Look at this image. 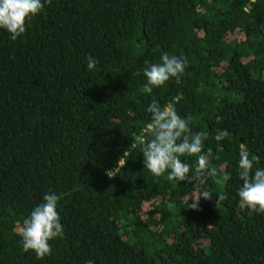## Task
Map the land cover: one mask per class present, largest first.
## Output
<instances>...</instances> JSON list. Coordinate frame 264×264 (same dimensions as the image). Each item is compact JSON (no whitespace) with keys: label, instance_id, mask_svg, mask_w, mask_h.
<instances>
[{"label":"trees","instance_id":"1","mask_svg":"<svg viewBox=\"0 0 264 264\" xmlns=\"http://www.w3.org/2000/svg\"><path fill=\"white\" fill-rule=\"evenodd\" d=\"M28 25L0 29V264H264V213L238 197L241 145L264 168V0H51ZM162 52L185 71L143 93ZM153 98L208 133L220 182L198 209L194 181L144 166ZM197 158L181 157L193 173ZM45 193L64 235L38 259L17 228Z\"/></svg>","mask_w":264,"mask_h":264},{"label":"clouds","instance_id":"2","mask_svg":"<svg viewBox=\"0 0 264 264\" xmlns=\"http://www.w3.org/2000/svg\"><path fill=\"white\" fill-rule=\"evenodd\" d=\"M45 3L51 4V0H0V29L7 30L11 34L10 39L15 41L25 33L28 21L42 12ZM160 61H145L143 75L147 82L141 88L143 93L151 94L154 87L164 85L171 77L179 78L187 63L185 57L168 52H162ZM98 63L97 58H86L88 70H94ZM146 110L151 114V120L144 129V138L139 141L144 166L154 176H162L167 172L168 181H194L195 191L189 194L186 204L188 208L198 209L201 197L213 199L209 178H217L216 182H220L217 167L212 166L203 154L208 133L194 132L190 127L191 117H181L171 105L162 107L155 98ZM228 136V130L223 129L216 134L215 140L221 141ZM185 156L198 157L194 173L192 166L181 159ZM254 163H259V157L250 158L246 146L241 145L238 160V175L242 181L238 189L239 208L247 209L248 215L264 213V168H254ZM107 174L114 176L115 170H109ZM222 179L227 181L230 174L224 173ZM216 197L219 201L227 199L223 193H217ZM60 199L61 196L56 193H45L42 202L18 226L17 234L21 237L24 252L32 251L38 259L52 254L49 241L64 235L57 210ZM86 264H94V261L88 260Z\"/></svg>","mask_w":264,"mask_h":264}]
</instances>
